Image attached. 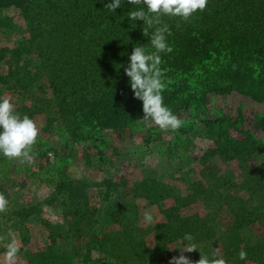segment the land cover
<instances>
[{
	"label": "trees",
	"instance_id": "obj_1",
	"mask_svg": "<svg viewBox=\"0 0 264 264\" xmlns=\"http://www.w3.org/2000/svg\"><path fill=\"white\" fill-rule=\"evenodd\" d=\"M107 2L0 0V31L15 28V18L9 15L14 11L24 22L26 32L12 48L0 45V95L2 90L16 93L22 99L16 111L30 118L36 110H47L49 122H59L73 141L90 139L103 131L126 132L143 116L141 101L133 97L123 68L117 69V64L126 65L135 44L149 47L148 38L142 34V21H136L135 26L124 15L130 5L125 3L114 15L103 8ZM162 22L169 26L168 42L172 47L170 53L161 55V67L168 80L163 97L173 113L192 105L204 106L208 95L238 93L264 104V0H208L204 11L186 22L167 17ZM43 81L51 96L34 97L33 87ZM38 90L44 89L38 85ZM203 124L206 135L216 143L213 155L242 158L258 150V142L249 133L243 141L229 136L236 123L226 117L205 120ZM259 124L264 128V116ZM252 180L260 184V177ZM105 184L103 199L113 198L114 217L120 227L98 244L105 259H93L87 244L63 249L58 245V236L51 233L46 249L20 253L24 264H74L76 256L81 264H149L144 241L149 234L162 248L191 233L198 242V251L191 254L199 256V252L207 254L215 238L217 219L224 220L220 215L224 206L234 219L235 231L257 218L258 213L264 215V201L248 209L245 201L235 199L218 185L213 187L215 182L209 187L194 182L185 194L155 179L141 180L126 195L116 185ZM249 186H253L251 180L243 187L250 191V198L256 199L257 187ZM167 199L173 204L161 211L164 222L146 231L135 227L139 201L159 205ZM197 200L217 210L203 217L182 216V209ZM46 205H60L65 216H70L68 233L77 241L88 232L93 242H99L91 232L99 213L88 209L81 186L58 182ZM21 210L18 216L40 220L37 206ZM225 257L232 264H244L245 260L264 264V238L243 261L231 247Z\"/></svg>",
	"mask_w": 264,
	"mask_h": 264
},
{
	"label": "rangeland",
	"instance_id": "obj_2",
	"mask_svg": "<svg viewBox=\"0 0 264 264\" xmlns=\"http://www.w3.org/2000/svg\"><path fill=\"white\" fill-rule=\"evenodd\" d=\"M9 15L14 16L16 26L12 30L0 31V45L12 48L26 32L21 18L14 11H10ZM38 85L44 89L43 92L38 90ZM38 85L33 87L34 97L51 96L46 81ZM2 95L8 96L16 107L21 104L22 99L10 90H2ZM25 105L31 106L28 101H25ZM36 111L31 119L38 127V137L30 153L31 162L21 163L17 159L0 156V193L9 201L5 211L0 212V235L11 231L18 241L19 249L9 261L4 255L5 244L0 241V264H24L20 253L46 249L50 245L51 233L58 236V245L63 249L87 244L92 249L93 259H105L98 244L106 236L120 230L114 217L113 198L105 201L102 196L106 182L116 185L122 195L128 194L133 185L144 179H155L164 185L176 187L183 194L194 182H201L208 187L215 182L213 187L218 185L235 199L245 201L248 209L252 210L259 202L264 201V128L259 124V119L264 116V104L238 93L208 95L204 106L192 105L174 112L183 121V126L175 132L161 131L154 125L145 126L140 121L123 133L103 131L94 133L90 139L81 138L78 141H73L68 130L59 122L50 123L47 110ZM218 117H226L236 123V127L231 128L228 133L232 139L243 141L249 133L258 142V150L252 156L242 158L226 159L213 155L216 143L206 135L203 122ZM255 177H260V184L257 185L252 180ZM250 180L253 186L249 187H257L256 199L250 198V191L243 187ZM58 182L82 187L88 209L99 213L91 229L99 242H93L92 235L88 232L77 241L72 233H68L72 220L70 216H65L60 205H46V200L54 192ZM172 204L171 199L159 205L139 201L135 227L146 231L164 222L161 211ZM30 206L38 207L39 221L33 216H18V211ZM145 210H151L156 223L146 225L143 222ZM215 210V206H208L197 200L183 208L181 214L186 217H203L213 214ZM220 213L224 220L217 219L215 238L210 242L207 254L215 251L227 264H232L225 257L226 250L231 247L238 252L243 249L248 253L259 243L264 238V215L258 213L257 218L235 231L232 227L234 219L228 208L224 206ZM144 241L149 264H169L172 257L180 254L176 249L169 248L175 243L162 248L156 246L152 234ZM183 254L189 257L192 264H196L200 258L191 253ZM74 264H81L79 256H76ZM244 264L256 263L245 260Z\"/></svg>",
	"mask_w": 264,
	"mask_h": 264
},
{
	"label": "clouds",
	"instance_id": "obj_3",
	"mask_svg": "<svg viewBox=\"0 0 264 264\" xmlns=\"http://www.w3.org/2000/svg\"><path fill=\"white\" fill-rule=\"evenodd\" d=\"M125 3L130 5V8L124 15L129 23L134 25L136 21H142V34L148 38L146 44L149 47H145V44H135L128 55L126 65L117 64V69L123 68L133 97L141 101L143 116L140 121L145 126L154 125L161 131L175 132L183 126V121L164 103L163 93L168 80L166 70L161 67V55L170 53L172 47L168 42L171 35L169 26L162 22V18H178L186 22L198 12H203L208 0H108L103 8L115 15V10ZM37 137L36 123L29 116L18 113L8 96L0 95V156L30 163V153ZM8 203L7 198L0 193V212L5 211ZM142 219L146 225L156 223L151 210H145ZM0 241L5 244L6 259L11 261L19 251L15 235L9 231L0 235ZM169 248H174L180 253L172 257L169 264H192L189 257L183 253L198 251V242L193 234L184 233L176 240L175 245ZM199 257L196 264H227L215 251L209 254L199 252ZM246 258L247 252L241 249L238 259L243 261Z\"/></svg>",
	"mask_w": 264,
	"mask_h": 264
}]
</instances>
